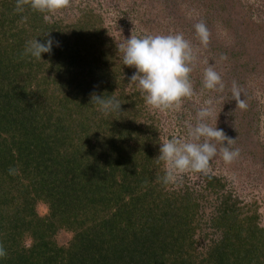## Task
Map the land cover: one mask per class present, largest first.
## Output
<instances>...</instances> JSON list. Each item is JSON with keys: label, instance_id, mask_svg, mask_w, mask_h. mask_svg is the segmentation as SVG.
Returning a JSON list of instances; mask_svg holds the SVG:
<instances>
[{"label": "trees", "instance_id": "1", "mask_svg": "<svg viewBox=\"0 0 264 264\" xmlns=\"http://www.w3.org/2000/svg\"><path fill=\"white\" fill-rule=\"evenodd\" d=\"M44 15L0 0V264H264L258 213L230 194L210 217L219 236L199 247L203 192L163 183L160 121L140 91H118L127 71L104 47L102 18L67 26ZM47 33L51 53L23 54ZM92 93L123 112L105 118ZM224 187L206 175L204 189Z\"/></svg>", "mask_w": 264, "mask_h": 264}, {"label": "rangeland", "instance_id": "2", "mask_svg": "<svg viewBox=\"0 0 264 264\" xmlns=\"http://www.w3.org/2000/svg\"><path fill=\"white\" fill-rule=\"evenodd\" d=\"M85 15L102 18L104 47L112 45L121 65L119 45L130 35L143 37L182 32L191 42L197 57L190 74L193 96L184 99L179 110L153 109L144 102L143 111L160 121L165 142L172 137L187 138L188 125H195L197 112L210 107L212 116L207 122L213 127L217 125L227 137L234 139L232 147L239 150V156L226 164L218 154L210 163L209 172L186 173L181 182L171 186L178 189L187 185L203 192L200 248L219 236L211 227L210 217L217 211L224 194L238 198L242 206L255 208L259 224L264 227V0H70L67 8L50 15L49 20L69 26ZM206 18L211 37L205 48L195 34L194 25ZM222 55L227 59H221ZM209 64L222 76L226 86L223 94L203 88V73ZM123 68L127 71L126 83L118 91L139 92L136 84L130 82L135 69ZM233 81L243 89L245 109L236 107L232 100ZM206 175L223 179L222 192L217 194L204 189ZM37 210L44 216L48 213V205L40 202ZM70 237L71 233L61 231L56 240L59 244H67Z\"/></svg>", "mask_w": 264, "mask_h": 264}, {"label": "clouds", "instance_id": "3", "mask_svg": "<svg viewBox=\"0 0 264 264\" xmlns=\"http://www.w3.org/2000/svg\"><path fill=\"white\" fill-rule=\"evenodd\" d=\"M25 4L45 14L44 19L48 20L50 15L67 8L70 0H16V11L22 13ZM194 29L200 44L206 48L211 37L207 24L200 21L194 25ZM49 33L44 35L47 37L44 42H39L37 38L28 42L23 54L42 60V54L51 53L54 38ZM55 43L59 46L58 41ZM119 51L122 53L123 65L135 69L130 82L136 84L146 105L158 110H179L184 99L193 96L190 74L197 57L191 42L182 32L143 37L130 35L119 45ZM221 59L227 57L222 55ZM202 84L204 89L220 94L226 90L221 74L212 64L204 70ZM230 93L236 107H247L243 89L238 82H232ZM89 104L96 106L105 118L123 112L122 103L115 96L106 98L104 94L92 93ZM211 116L210 107L201 108L196 114L195 125H188L187 138L172 137L160 143L156 159L164 163L165 185L178 184L189 172L206 174L218 154L226 164L239 156V150L232 147L234 139L227 137L217 125L213 127L207 122ZM6 255V249L0 245V259Z\"/></svg>", "mask_w": 264, "mask_h": 264}]
</instances>
